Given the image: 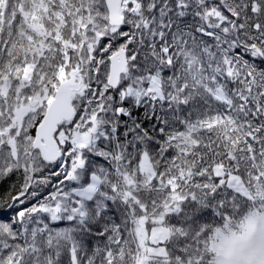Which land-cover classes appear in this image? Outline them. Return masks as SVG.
<instances>
[{
    "label": "snow or ice",
    "instance_id": "snow-or-ice-1",
    "mask_svg": "<svg viewBox=\"0 0 264 264\" xmlns=\"http://www.w3.org/2000/svg\"><path fill=\"white\" fill-rule=\"evenodd\" d=\"M0 264H264V0H0Z\"/></svg>",
    "mask_w": 264,
    "mask_h": 264
}]
</instances>
